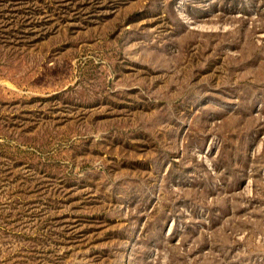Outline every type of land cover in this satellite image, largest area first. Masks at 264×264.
Here are the masks:
<instances>
[{"label":"rangeland","instance_id":"374dc122","mask_svg":"<svg viewBox=\"0 0 264 264\" xmlns=\"http://www.w3.org/2000/svg\"><path fill=\"white\" fill-rule=\"evenodd\" d=\"M0 264H264V0H0Z\"/></svg>","mask_w":264,"mask_h":264}]
</instances>
